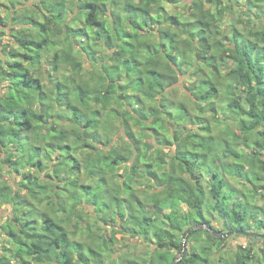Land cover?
<instances>
[{
  "label": "trees",
  "instance_id": "obj_1",
  "mask_svg": "<svg viewBox=\"0 0 264 264\" xmlns=\"http://www.w3.org/2000/svg\"><path fill=\"white\" fill-rule=\"evenodd\" d=\"M244 1L0 0V264H106L98 222L149 239L143 264H264L220 252L264 233V0Z\"/></svg>",
  "mask_w": 264,
  "mask_h": 264
},
{
  "label": "rangeland",
  "instance_id": "obj_2",
  "mask_svg": "<svg viewBox=\"0 0 264 264\" xmlns=\"http://www.w3.org/2000/svg\"><path fill=\"white\" fill-rule=\"evenodd\" d=\"M242 3H245L244 0H241ZM173 6L169 7L172 8ZM209 7V5L205 4V8ZM168 8V9H169ZM174 9V7H173ZM239 9H235V13H237ZM0 14H3V12L0 10ZM242 20H245L244 18H242ZM7 43V41H5V37L2 38V44ZM85 68L90 69L89 64H85L84 65ZM40 71V75L43 77L42 80H44L43 82L47 84V78H46V67L40 66L39 67ZM39 73H36L35 75H37ZM4 84V83H3ZM2 86V85H1ZM2 87H0V92H2ZM234 127V126H233ZM39 126H37L36 131L39 130ZM68 162V161H67ZM60 163L65 164V161H61ZM7 171V172H6ZM4 175V179L8 180L11 185L13 184V186L16 185V183L20 182V178L21 176L17 175V173L15 172H11L10 169L7 167L6 168ZM40 180L42 182H45V177L44 175L41 174ZM231 181L237 186L240 187L238 185V183L235 182L234 179H231ZM15 182V183H14ZM207 183L209 181H206ZM50 188V186H49ZM61 191H63L64 193H67V189L61 188ZM49 194V193H48ZM21 196L24 197L26 199V205H30L32 207L38 208L40 210L39 215H43L45 213L50 214L52 212L51 207L47 206L45 202H41L37 203L36 200L32 199L31 197H29L28 195H26V192L24 190L21 191ZM66 202H72V199L67 200ZM69 206V203H67ZM258 205H264V201L259 200L257 202ZM18 206V205H17ZM37 209V210H38ZM181 209H186L185 206H181ZM51 211V212H50ZM53 215L54 221H58V215L53 214V212L51 213ZM12 215V207L10 205H4L1 204L0 205V227L3 223H10L11 219L10 216ZM67 216H69V214H66ZM40 217V216H39ZM37 217V221L40 224V218ZM91 223H94V229H95V225L97 222H94V220H90ZM98 225L100 226V231L102 234H106V236H110V234L112 233L113 230H116L115 238L117 241H115V243L112 246V252H107L106 258L104 260V263L106 261V264H108V260L109 258H112L114 260H116V264H143V262H146L149 260V251L150 249H152L154 247V245L149 241V239H140V238H132L129 236H124L122 234H120V230H121V225L120 224H116V225H103L101 224V222H98ZM211 226H213V228H215V230L217 231H221L223 229V225L222 222L218 219V218H213L211 220ZM205 230H209L207 227H203ZM92 229V230H94ZM250 232H254L257 234H264L262 230H256L253 226H251L250 228ZM212 231V230H211ZM88 234L89 231L88 229L82 231V233L80 232L79 235L77 236L76 240H80L83 241L85 239V237L88 238ZM98 234V233H97ZM99 236V234H98ZM224 241V245L220 248V252L225 253L226 257H230L232 259H234L235 253L236 251L239 249L240 246H246V245H251L253 246L254 250H260L263 246H264V239H260L257 237H243L242 235H235V234H229L228 236H225L223 239ZM2 245L0 243V256H1V252H2ZM7 246H9L7 244ZM6 246V247H7ZM95 251L97 252H101L103 250L102 246L100 247H95L94 248ZM85 252L88 253V251ZM219 252V253H220ZM179 257V255H178ZM29 259V258H26ZM90 260V259H89ZM95 263V262H94ZM93 260L91 261V264H94ZM13 264V263H12ZM36 264V263H33ZM50 264V263H47Z\"/></svg>",
  "mask_w": 264,
  "mask_h": 264
},
{
  "label": "water",
  "instance_id": "obj_3",
  "mask_svg": "<svg viewBox=\"0 0 264 264\" xmlns=\"http://www.w3.org/2000/svg\"><path fill=\"white\" fill-rule=\"evenodd\" d=\"M234 233H235V235H239V234H241L243 237H252V236L264 237L263 235L256 234V233H254V232H242V231H240V230L235 231ZM229 234H230V233L225 234V236H228ZM179 259H180V258H179Z\"/></svg>",
  "mask_w": 264,
  "mask_h": 264
}]
</instances>
